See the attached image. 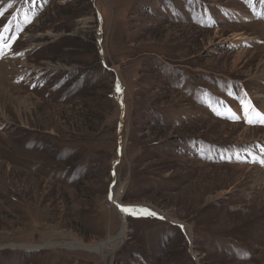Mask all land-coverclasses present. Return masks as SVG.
<instances>
[{
    "label": "rangeland",
    "instance_id": "obj_1",
    "mask_svg": "<svg viewBox=\"0 0 264 264\" xmlns=\"http://www.w3.org/2000/svg\"><path fill=\"white\" fill-rule=\"evenodd\" d=\"M13 11L0 264H264V0H0V28ZM113 189L157 215L103 257L62 246L120 233Z\"/></svg>",
    "mask_w": 264,
    "mask_h": 264
},
{
    "label": "bare ground",
    "instance_id": "obj_2",
    "mask_svg": "<svg viewBox=\"0 0 264 264\" xmlns=\"http://www.w3.org/2000/svg\"><path fill=\"white\" fill-rule=\"evenodd\" d=\"M28 36V35H26ZM31 38V37H30ZM28 48V47H27ZM31 48V47H30ZM29 48V50H30ZM23 50V49H22ZM10 54H7L6 56H2L0 59V69H8L10 70V68H13L12 65L8 64L7 62H4L5 59H7V57L10 59L9 57ZM5 57V58H4ZM8 60V59H7ZM12 61V58L10 59ZM13 64V63H12ZM18 64V63H17ZM23 64V63H22ZM15 67V66H14ZM18 70V69H17ZM9 73V72H7ZM264 73V72H263ZM261 73V74H263ZM5 75V74H4ZM3 75V76H4ZM257 75V74H256ZM260 75V74H259ZM260 78V77H259ZM2 83H6L7 80H5L3 77L1 78V81ZM117 84H119V91L117 90ZM122 89H123V84L121 81H117L115 87H114V91H113V98L115 100V103H116V112H115V116L117 114H119V117H121V112H122ZM261 98V97H260ZM263 99V97H262ZM260 102V101H259ZM262 102V101H261ZM264 103V102H263ZM262 105V104H261ZM254 107V106H253ZM263 107V106H261ZM121 193V189H113V192H112V195H113V199L111 200L112 203L115 205L116 207V210L118 211L121 219H122V230L120 231V233L117 234V236L113 237V238H109L107 239L105 242H102V243H92V244H85L81 241H78V240H74L72 242H66V243H63L62 246L64 247H67V248H70V249H86L88 251H91V252H96L98 253L99 255H101L102 257L105 255V252L106 251H113L115 248H117L123 241L124 237H125V213L122 212L120 209L121 207H127L126 205H123V203L121 202L120 200V194ZM243 196V195H242ZM256 196V195H255ZM245 200V199H244ZM253 203V202H252ZM255 203V202H254ZM250 206V205H249ZM249 209V208H248ZM244 210V209H243ZM254 211V210H253ZM252 211V212H253ZM260 213V212H259ZM264 213V212H263ZM236 218V217H235ZM256 218V217H255ZM259 220V219H258ZM239 222H241L240 220H238ZM237 221V222H238ZM252 221V220H251ZM256 221V220H255ZM238 222V223H239ZM259 222V221H258ZM236 224V223H235ZM241 224V223H240ZM257 225V224H256ZM232 226V225H231ZM239 226V225H238ZM260 226V225H259ZM258 226V227H259ZM263 227V226H262ZM230 228V227H229ZM236 229V227H235ZM50 246V244H48ZM22 247V246H20ZM38 248V246H35V249Z\"/></svg>",
    "mask_w": 264,
    "mask_h": 264
},
{
    "label": "snow or ice",
    "instance_id": "obj_3",
    "mask_svg": "<svg viewBox=\"0 0 264 264\" xmlns=\"http://www.w3.org/2000/svg\"><path fill=\"white\" fill-rule=\"evenodd\" d=\"M3 55V49H0V57H2ZM117 90L119 91V84H117ZM247 114L249 115L250 119L249 122H252L251 118H255L257 120H259L260 122H264V115H262L260 112L256 111L255 108L252 106L251 101H248L247 103ZM264 162V161H262ZM109 199L112 200L113 199V195L110 192L109 194ZM122 212L124 213H130V214H146L148 216H156L157 214L149 209L146 208H139L138 206H134L131 208L128 207H121L120 209ZM161 219H163V217H160Z\"/></svg>",
    "mask_w": 264,
    "mask_h": 264
},
{
    "label": "trees",
    "instance_id": "obj_4",
    "mask_svg": "<svg viewBox=\"0 0 264 264\" xmlns=\"http://www.w3.org/2000/svg\"><path fill=\"white\" fill-rule=\"evenodd\" d=\"M205 5V4H204ZM207 5H205L204 7H202V8H195L193 5L191 6V7H188L190 10H192L191 11V15H190V17H192V19L194 20V21H198L201 25H204L203 23H202V20H203V18H202V20H200V14H201V12H205V10H206V7ZM199 12V13H198ZM185 13H186V11H185ZM206 13V12H205ZM187 14V13H186ZM195 16H198V17H195ZM206 16L208 17V15H207V13H206ZM208 19V18H207ZM207 19H206V21H207ZM212 21L214 20V19H212V18H210ZM204 21V20H203ZM207 22H209V21H207ZM211 22V21H210ZM259 22L261 23V26H264V20H259ZM107 72H109L110 73V71H108L107 70ZM181 73H179V70H178V72H176L175 73V76H176V78L178 77L177 75H180ZM218 119H220V118H218ZM221 120V119H220ZM178 227V226H177ZM178 229H180L179 227H178ZM181 233H182V231H181Z\"/></svg>",
    "mask_w": 264,
    "mask_h": 264
},
{
    "label": "water",
    "instance_id": "obj_5",
    "mask_svg": "<svg viewBox=\"0 0 264 264\" xmlns=\"http://www.w3.org/2000/svg\"><path fill=\"white\" fill-rule=\"evenodd\" d=\"M36 250H38V249H36Z\"/></svg>",
    "mask_w": 264,
    "mask_h": 264
}]
</instances>
